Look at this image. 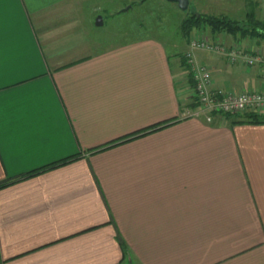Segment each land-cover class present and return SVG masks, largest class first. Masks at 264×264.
<instances>
[{
	"label": "crops",
	"instance_id": "crops-1",
	"mask_svg": "<svg viewBox=\"0 0 264 264\" xmlns=\"http://www.w3.org/2000/svg\"><path fill=\"white\" fill-rule=\"evenodd\" d=\"M94 1L0 0V182L81 155L0 190V264H264V125L187 117L186 41L91 50ZM201 55L264 92V63Z\"/></svg>",
	"mask_w": 264,
	"mask_h": 264
},
{
	"label": "rangeland",
	"instance_id": "rangeland-1",
	"mask_svg": "<svg viewBox=\"0 0 264 264\" xmlns=\"http://www.w3.org/2000/svg\"><path fill=\"white\" fill-rule=\"evenodd\" d=\"M83 5L80 6L79 4V9L82 11H87L88 7L92 9L91 17L94 21L93 28H90V42H88L91 50L92 47H95L93 49L95 52L103 49L105 45H109L112 39L122 40L125 39L124 36H132L137 31H147L150 35H158L167 42L171 40L182 43V40L183 42L185 40L180 34L179 25L186 14L225 16L231 20L243 21L246 13L254 12L256 20L264 21V0H189L186 11L179 10L175 3L166 0H95L93 3L88 2L87 5ZM83 38L88 39L89 37L84 35ZM201 38L208 39L212 41L211 43L220 40L218 42L225 46L226 51H228V48H232L233 45H240L243 50L249 51L251 54L253 49L245 47L253 45V42H255V39L250 38L238 37L237 39H231V36L224 33L212 36L209 28L202 26L193 30L187 44L189 45L191 41L200 40ZM80 40L82 38L76 41ZM246 41L250 43L247 45ZM169 51L171 59L174 61L176 59L175 54L179 52V49L169 47ZM203 53V51L193 53L196 62L200 63L199 60H201V54ZM182 55L184 56L185 53H180V62ZM183 72L187 79L188 70L184 68ZM186 86L190 91L188 82Z\"/></svg>",
	"mask_w": 264,
	"mask_h": 264
},
{
	"label": "built area",
	"instance_id": "built-area-1",
	"mask_svg": "<svg viewBox=\"0 0 264 264\" xmlns=\"http://www.w3.org/2000/svg\"><path fill=\"white\" fill-rule=\"evenodd\" d=\"M186 53L187 62L190 65L192 77L195 82L194 96L198 103V109L187 114L188 118L203 119L211 122L210 112L219 114H241L251 112L264 114V92L257 90H245L235 92L227 89H213L210 69L195 61L193 53L203 51L225 54L229 64H234L239 59L249 67L256 63H264V55L258 51H245L240 45H233L226 51L225 46L218 41L211 43L208 39L193 40L188 45ZM229 52V53H228Z\"/></svg>",
	"mask_w": 264,
	"mask_h": 264
},
{
	"label": "trees",
	"instance_id": "trees-1",
	"mask_svg": "<svg viewBox=\"0 0 264 264\" xmlns=\"http://www.w3.org/2000/svg\"><path fill=\"white\" fill-rule=\"evenodd\" d=\"M202 26L208 27L210 34L212 36H216L218 34L224 33L225 35L231 36L234 39L241 37L243 39L250 38V39H255L257 41H264V21L256 20L254 12L246 13L245 19L243 21L231 20L225 16L203 15V14L197 15L196 13H192L190 15L186 14V17L181 21L179 25L180 34L186 42H189L193 30L199 29ZM188 51L189 50L185 52L184 56L183 55L181 56L182 66L183 68L188 70V76H187L188 85L193 90V95L191 96L190 102L186 105V108H188L189 111H195L198 109L199 106L194 96L195 82L192 77L190 65L187 62L188 60L186 58V53ZM205 53H210V52H205ZM209 115L211 116V120L214 115H221L226 121L229 122L230 125H234V124L264 125V114H258V113L219 114L215 112H210ZM171 124L172 122H168L159 127H154L153 129H151V131H149V133L155 132L159 130L160 128L170 126ZM134 136H138V135H133L131 137L125 138L118 142L111 143L100 149L93 150L89 152V155L97 153V152L105 151L109 148L116 146L117 144H122L128 140H131L132 138H135ZM80 158H81V155L76 154V155L67 157L65 159H62L60 161H57L55 163L46 165L42 168L32 170L30 172L22 174L18 176L17 178L10 179V180L8 179L6 181L0 182V190L11 184L31 178L33 176H36L48 170H52L57 167L64 166L66 164L75 162L76 160ZM117 239L119 241V244L122 247L123 253L126 254V247L124 246L123 241L119 237H117Z\"/></svg>",
	"mask_w": 264,
	"mask_h": 264
},
{
	"label": "water",
	"instance_id": "water-1",
	"mask_svg": "<svg viewBox=\"0 0 264 264\" xmlns=\"http://www.w3.org/2000/svg\"><path fill=\"white\" fill-rule=\"evenodd\" d=\"M171 3H175L179 10L186 11L188 9L189 0H166ZM127 10V9H125Z\"/></svg>",
	"mask_w": 264,
	"mask_h": 264
},
{
	"label": "snow or ice",
	"instance_id": "snow-or-ice-1",
	"mask_svg": "<svg viewBox=\"0 0 264 264\" xmlns=\"http://www.w3.org/2000/svg\"><path fill=\"white\" fill-rule=\"evenodd\" d=\"M2 24H3L2 14H0V29H2Z\"/></svg>",
	"mask_w": 264,
	"mask_h": 264
}]
</instances>
